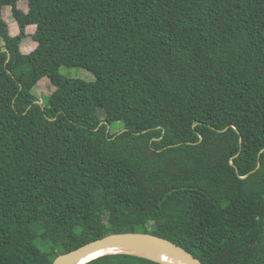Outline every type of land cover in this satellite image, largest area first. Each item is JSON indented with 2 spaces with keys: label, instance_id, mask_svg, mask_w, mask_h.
<instances>
[{
  "label": "trees",
  "instance_id": "trees-1",
  "mask_svg": "<svg viewBox=\"0 0 264 264\" xmlns=\"http://www.w3.org/2000/svg\"><path fill=\"white\" fill-rule=\"evenodd\" d=\"M5 6L17 32L0 15V264H51L128 231L204 264H264V0ZM44 76L41 105L31 88ZM83 264L163 263L118 252Z\"/></svg>",
  "mask_w": 264,
  "mask_h": 264
},
{
  "label": "water",
  "instance_id": "water-1",
  "mask_svg": "<svg viewBox=\"0 0 264 264\" xmlns=\"http://www.w3.org/2000/svg\"><path fill=\"white\" fill-rule=\"evenodd\" d=\"M131 245L142 246V247H150V246L159 247L165 253H168L169 255L173 256L181 264H204L197 257L191 254L188 250H186L182 246L174 243L173 241L167 238L148 232H137V231L115 232L94 239L81 246H78L74 249H71L69 251L57 255L51 264H83L93 259L91 258L85 262H81L84 258L89 256L90 254L95 255L98 253L99 255L95 256L97 257L108 253H118L115 252L114 250ZM136 255L145 256L155 261L161 262L163 264H169L153 256H147L141 254H136Z\"/></svg>",
  "mask_w": 264,
  "mask_h": 264
},
{
  "label": "rangeland",
  "instance_id": "rangeland-1",
  "mask_svg": "<svg viewBox=\"0 0 264 264\" xmlns=\"http://www.w3.org/2000/svg\"><path fill=\"white\" fill-rule=\"evenodd\" d=\"M19 6L24 10L26 9V3L24 1H21ZM0 15L7 21L11 34H15L17 32V24L14 17L11 14L10 6H5L3 10L0 12ZM27 30L28 32H33L34 27L28 26ZM2 44L3 42L2 39L0 38V46H2ZM35 46H36V42H34L32 39L29 38L24 43V46L22 47V51L29 52ZM59 73L66 77L80 78L85 81H93L95 79V76L91 71L79 66L61 65L59 67ZM53 90H54V85L51 83V81L47 76H44L40 78L37 81V83L31 88V93L41 105H46L48 97ZM122 127H123L122 122L117 121V122H113L109 127V129L111 132H118L122 130ZM38 245L42 249H48L52 244L49 241H46L45 238L41 237V240L38 242Z\"/></svg>",
  "mask_w": 264,
  "mask_h": 264
},
{
  "label": "bare ground",
  "instance_id": "bare-ground-1",
  "mask_svg": "<svg viewBox=\"0 0 264 264\" xmlns=\"http://www.w3.org/2000/svg\"><path fill=\"white\" fill-rule=\"evenodd\" d=\"M115 252H123V253H131V254H141L147 256H153L159 260L167 262L169 264H181L178 260H176L173 256L169 255L162 251L159 247L150 246V247H142V246H126L124 248H120L114 250ZM97 254H90L86 258H84L81 262H85L91 258H94Z\"/></svg>",
  "mask_w": 264,
  "mask_h": 264
}]
</instances>
